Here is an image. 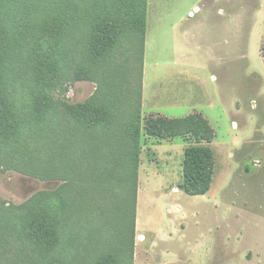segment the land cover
<instances>
[{
  "label": "rangeland",
  "instance_id": "374dc122",
  "mask_svg": "<svg viewBox=\"0 0 264 264\" xmlns=\"http://www.w3.org/2000/svg\"><path fill=\"white\" fill-rule=\"evenodd\" d=\"M59 1H9L6 29L20 49L21 67L11 74L8 89L22 111L49 95L59 113L51 124L59 122L60 135L47 133L40 143L29 140L21 148L31 163L27 172L0 160V264H16L15 254L24 255L23 235L11 232L22 230L12 220L34 206H60L63 217L69 216L60 229L62 263L98 264L110 253L117 264H135L138 234L151 237L149 230L168 229L161 203L166 200L177 207L170 208L177 233L159 243L158 251L178 254L170 264H264V0H145L144 55L138 31L128 30L102 69L81 54L82 10L95 0ZM70 3L80 8L75 17ZM186 31L191 35L185 41ZM57 63L58 80L49 87ZM145 70L147 94L162 101L155 112L183 117L195 110L209 116L216 165L205 196L173 192L183 182L190 139L159 141L143 129L136 221L137 206L141 214L134 230L133 188L121 182L130 173L127 121L157 117L144 113ZM174 91L183 102L175 111ZM103 107L106 122L91 132L72 118L74 111L101 114ZM18 149L12 148L16 157ZM98 173L104 177L102 190ZM162 186L169 191L161 192ZM25 226L33 235L29 222ZM158 251L146 247L150 260L143 255L140 263L155 264ZM26 252L34 258L32 250Z\"/></svg>",
  "mask_w": 264,
  "mask_h": 264
},
{
  "label": "trees",
  "instance_id": "16d2710c",
  "mask_svg": "<svg viewBox=\"0 0 264 264\" xmlns=\"http://www.w3.org/2000/svg\"><path fill=\"white\" fill-rule=\"evenodd\" d=\"M9 1L0 0V160L11 161L12 166L19 172H27V169L31 167V163L27 161L29 157L25 152L26 147L22 150L21 148L29 140L40 143L43 136L47 133L50 135L52 132L55 136L60 135V131L57 128L59 122L57 121L55 126L51 124L52 120L59 116V113L56 103L52 102L46 93H43L36 99L38 107L31 105L25 111H22L20 106L17 105L15 98H13L10 89H8V81L11 74L21 67L18 64L20 49L17 48L6 29L10 17L9 9L11 8L9 7ZM70 5L73 11L72 15L75 17V11L77 9L80 10V8L72 5V3ZM82 12L80 22L85 25L83 27L85 38L81 54L86 57V60H90L94 67H98L99 69L105 68L114 54L121 34L126 33L128 30L133 34L135 28L140 36L141 45L143 46V50L141 51L144 55L143 26L144 14L146 12L145 0H95L93 5L84 7ZM261 54L264 60V42ZM55 56L57 62L61 63L59 54ZM58 63L57 65L53 64L52 68L50 66V72L54 73V79H48L50 80L49 87L55 86L53 81L55 80L56 82L58 80ZM46 88L47 85L43 87V90H46ZM88 103L92 105L91 100ZM104 112L105 107L102 108L101 114L99 110H94L93 113L86 116L74 111L72 118L75 122H80L78 126L80 129L91 132L93 127H96L100 122H106ZM142 123L144 128H142ZM125 129L131 139L132 148L129 150V162H127L130 173L126 175L121 184L126 185L128 188H133L134 230L140 164L139 143L143 129L148 137L154 139L173 140L177 137L188 136L193 140L194 144L185 150L181 190L190 196H204L209 192L212 187L216 164L214 152L208 144L212 143L215 139V131L202 115L194 114L184 119H168L163 117L141 119L139 115V117L137 116L127 121ZM2 144L7 148H3ZM8 144L11 148L8 147ZM18 147L22 155L19 154V157H16L12 148ZM54 152L56 153V150ZM96 179L99 190L104 189V177L98 173ZM127 187L123 189H128ZM57 196L61 200V194L58 193ZM63 212L60 206L55 209H42L41 207L34 206L31 210L23 213L21 218H14L12 220L14 228L22 230L19 232L13 228L14 230H11L12 235L16 237L18 234H22L26 246L24 255L23 253L15 254L13 258L15 260L14 263L60 264L64 261L62 255L59 253L61 244L60 229L64 221L68 224L69 216L67 218L63 217ZM67 212L68 209L66 210V215ZM26 222H29V229L33 235L25 229ZM133 249L134 243L131 242L132 252L134 251ZM27 250L34 252V258L27 257ZM102 259V262L98 264H106V261L111 260L114 264H117L116 257L110 253L104 254Z\"/></svg>",
  "mask_w": 264,
  "mask_h": 264
},
{
  "label": "crops",
  "instance_id": "0c3cea01",
  "mask_svg": "<svg viewBox=\"0 0 264 264\" xmlns=\"http://www.w3.org/2000/svg\"><path fill=\"white\" fill-rule=\"evenodd\" d=\"M183 35H185V37L183 36V39H185V41H186L187 36L191 35V34L187 33V31H186ZM181 49H183V48H181ZM146 52H147V48H146ZM181 76H182V73H181ZM145 79H146V70H145L144 82H143V108L145 110L144 113H147L149 115L156 114L157 117L159 116V117L168 118V119H184V118H187V117H189L191 115H194V114H200L209 122L210 126L213 128V126L211 125V122L209 120V116L205 115L204 113H201V112H193L195 110H191V112H189L188 114H186L183 117H171V116L167 117V116H164L163 114H161L159 112H155L156 111V107L159 106L160 103H162V101L161 100H156L155 97L151 98V93L147 94V84L145 82ZM173 94H174L173 95L174 96V104L177 103L176 106H173L174 107L173 110L175 111V110H178L177 107H183V104H182L183 102L177 100V98H178V96L180 94L178 95V93H176L175 91L173 92ZM159 95H161V94L157 95L159 97V99L162 98V96L160 97ZM179 98H180V96H179ZM176 100H177V102H176ZM158 108L159 107H157V110H158ZM235 126H236V123H235ZM215 137H216V133H215ZM175 139H190V138L188 136H186L185 138L184 137H177ZM175 139L169 140V141L172 142ZM158 140L161 141L160 139H158ZM189 141H190L189 142L190 143L189 146H191L192 145L191 142L193 140L190 139ZM184 143L186 144L188 142H184ZM210 145H211V143L208 144L209 147H210ZM184 155H185V152H184ZM178 189L183 192V190H181V188H171L170 190L173 191V192H178ZM167 191H169L168 188H165V187L162 186L161 192H167ZM183 193L186 194L185 192H183ZM139 198L140 197H138V204H139ZM161 203H162L163 215H166L167 217H169V219H167L168 229L162 230V228H161L158 232H156V231L152 232V231L149 230L150 232L148 231V233L151 235V237H149L147 234H144V233H139L138 234V238H139L138 240L139 241H137V243H136V247H137L136 250L137 251L139 250V253L137 252L136 255H135V264H141L139 257L143 256V255L148 256V258L150 260V256L148 254H146V253H148V251L146 253L143 252L146 247L148 249H154V250L158 251V249L160 247L159 243H166L167 244L168 242H170L172 240V238H174V234L177 233L176 221L174 219H171L174 214H172L171 211H170V208L171 209L172 208L177 209L176 205H172V203H170V201H167V200L166 201H161ZM140 214L141 213H140L139 208L137 206V221H136L137 229H138V225L140 223ZM146 235L151 240V243L149 245H146V243H144V238L146 237ZM140 237H141V239H140ZM178 258H179L178 254L176 252H172V250H163V249L161 250L160 249L158 251L157 260L155 261V264H170V262L175 261Z\"/></svg>",
  "mask_w": 264,
  "mask_h": 264
}]
</instances>
